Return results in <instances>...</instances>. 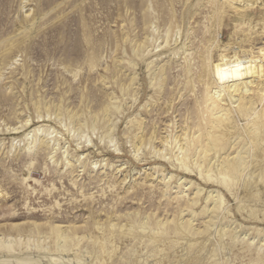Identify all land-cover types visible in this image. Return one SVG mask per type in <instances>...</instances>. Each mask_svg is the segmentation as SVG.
Here are the masks:
<instances>
[{"label": "rangeland", "instance_id": "obj_1", "mask_svg": "<svg viewBox=\"0 0 264 264\" xmlns=\"http://www.w3.org/2000/svg\"><path fill=\"white\" fill-rule=\"evenodd\" d=\"M223 4L0 0V264H264V106L198 157L209 61L264 49Z\"/></svg>", "mask_w": 264, "mask_h": 264}, {"label": "bare ground", "instance_id": "obj_2", "mask_svg": "<svg viewBox=\"0 0 264 264\" xmlns=\"http://www.w3.org/2000/svg\"><path fill=\"white\" fill-rule=\"evenodd\" d=\"M215 2H217V1H215ZM224 4H227L229 7H232L234 5L238 6L239 7L238 10H241L239 14L244 15L246 11L251 10L254 7L264 6V0H224ZM235 6L232 7L231 9L233 10V8H234L237 10V7H235ZM235 14H238V13L235 12ZM227 47H229V46H227ZM224 51H227V50L224 49ZM256 56L257 57H254V58L251 57V58L241 59L237 56V53H235V52L231 57L226 56V54H221L219 60L217 59L218 61H216L215 63H214V61L212 63L211 61H209L210 58L209 59L207 58L209 61L208 70H209V73L211 75V79H213L214 85H215L214 89L212 88L213 91L210 93L211 94L210 97L212 98L211 107H212V109H214V113H213V118L211 119V126L202 127L199 130V131H201L202 134L197 136V140H199L198 142H199V147H200V151H199L200 153L198 154V157L202 158L201 164H203L205 162V160H207L209 152L210 153L212 152L214 154L213 158L215 159L216 154L219 153V151L223 150V145L220 146V144H221L220 138H222V137L224 138V136L228 133L235 135V132L237 131V128H238L239 122H240L238 119L239 117L243 118V120L245 121L244 125H246L250 128L251 133H253V134L257 133L256 125H257V120L259 119L260 113H259V111H256L255 105L257 103H259V104H262L264 106V49L258 50V55H256ZM209 90H210V88H209ZM205 95H207V94H205ZM225 101L228 103L227 105H229L228 108L223 107ZM262 118H263V116H262ZM262 127L264 128V125ZM238 129H240V128H238ZM245 129H248V128H245ZM39 130H40V128H37L34 131L39 132ZM261 132L262 131H260V133ZM202 136H203V140L200 141V138ZM238 137H239V135L236 133V138L239 139ZM217 142H218V144H217ZM257 144H258V142H257ZM181 145L178 147V149L182 153L181 158L178 159L179 160L178 165L186 167L185 154H186L187 144L185 143V145H183L182 147H181ZM248 151H250V150H248ZM247 153L249 154V152H247ZM198 157H197V159H195L196 162L194 163V165H196V163L198 162ZM243 157H244V155H243ZM251 158L252 157L250 156V159ZM217 159L218 158H216L215 161H213V162L210 160L208 162L211 163V165H213L214 163L219 162ZM244 159L242 157H240L239 153H238V155L232 157L231 159L227 158V159L220 161V163L218 165H220V168L225 169L226 172H227V170H230L231 172L238 171L237 169L243 163H245L244 165H247L248 162L251 161L248 159L247 164H246ZM257 164L255 166L258 169H261L262 167H260V164L259 163H257ZM197 165H199V164L197 163ZM249 168H250V166H249ZM240 169H242V168H240ZM246 169H248V168L246 167ZM253 169H254V167H253ZM241 172H243V171H241ZM261 172H263V170L259 171L258 175L254 178H256V180L263 179V181H264V177H261ZM221 175H222L223 181H227V179H230L229 174L222 173ZM246 175H247V173H246ZM249 175H251V174H249ZM250 178H249V180H250ZM208 198H206V200H208ZM221 199L222 198H220V200ZM217 200H219V198H217L215 202H217ZM182 229H184V228H181V230ZM185 229H186V227H185ZM55 230H56L55 233H58V231H61L58 228H55ZM58 234L61 235V233H58ZM62 238L66 239L65 236Z\"/></svg>", "mask_w": 264, "mask_h": 264}]
</instances>
